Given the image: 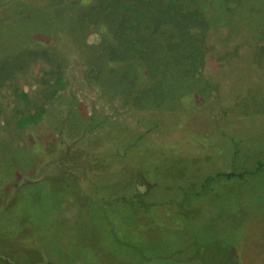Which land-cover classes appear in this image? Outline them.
<instances>
[{"label": "rangeland", "instance_id": "1", "mask_svg": "<svg viewBox=\"0 0 264 264\" xmlns=\"http://www.w3.org/2000/svg\"><path fill=\"white\" fill-rule=\"evenodd\" d=\"M112 1L0 0V264H264V0H186L223 37L179 80Z\"/></svg>", "mask_w": 264, "mask_h": 264}, {"label": "trees", "instance_id": "2", "mask_svg": "<svg viewBox=\"0 0 264 264\" xmlns=\"http://www.w3.org/2000/svg\"><path fill=\"white\" fill-rule=\"evenodd\" d=\"M185 1L113 0L103 12L116 29L117 40L126 44L125 53L113 52V57H117L114 59H128L125 57L130 52L133 59L148 67L149 73L157 72L163 80L202 77L207 69V56L221 46L223 34H210L209 23L201 10L190 9ZM124 4L131 9L121 10ZM133 10L142 15L140 29L131 23L128 12ZM222 176L233 178L235 175Z\"/></svg>", "mask_w": 264, "mask_h": 264}, {"label": "clouds", "instance_id": "3", "mask_svg": "<svg viewBox=\"0 0 264 264\" xmlns=\"http://www.w3.org/2000/svg\"><path fill=\"white\" fill-rule=\"evenodd\" d=\"M85 2H87V0H85Z\"/></svg>", "mask_w": 264, "mask_h": 264}]
</instances>
